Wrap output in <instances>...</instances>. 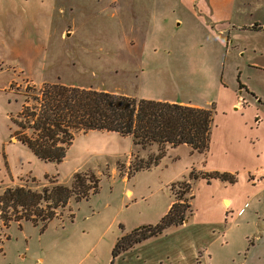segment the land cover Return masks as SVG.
Wrapping results in <instances>:
<instances>
[{
  "label": "rangeland",
  "instance_id": "obj_1",
  "mask_svg": "<svg viewBox=\"0 0 264 264\" xmlns=\"http://www.w3.org/2000/svg\"><path fill=\"white\" fill-rule=\"evenodd\" d=\"M185 4L203 7L208 2L0 0V195L7 187L38 193L53 185L69 187L75 173L100 180L97 194L78 202L72 198L43 231L29 222L7 227L0 219V264H264V191H257L264 176L253 171L247 181L244 171L256 170L263 161L227 140L235 127L237 135L243 134L240 123L255 109L264 114V69L247 65L253 57L264 67V34L249 35L235 48L216 28L189 19L192 13L181 8ZM235 8L240 9L232 22L241 14L244 23L254 17L264 21V0H237ZM238 81L261 102L239 89ZM44 83L200 104L214 113L209 149L198 154L184 145L168 147L157 166L127 178L158 148L142 150L130 138L88 132L75 137L61 164L41 162L15 142L10 117L19 112L26 88L39 90ZM233 99L234 111L249 107L243 117L232 112ZM236 166L240 172L234 185L189 180L191 172L200 176ZM183 181L192 186L186 195L193 196L188 222L113 261L117 239L156 225L180 192L173 185ZM221 184L228 186L225 195L235 198L234 211L248 203L241 216L221 208ZM16 214L23 212L5 210L3 219Z\"/></svg>",
  "mask_w": 264,
  "mask_h": 264
},
{
  "label": "trees",
  "instance_id": "obj_2",
  "mask_svg": "<svg viewBox=\"0 0 264 264\" xmlns=\"http://www.w3.org/2000/svg\"><path fill=\"white\" fill-rule=\"evenodd\" d=\"M239 88H242L240 84ZM28 89L19 112L10 117L16 128L13 135L44 163L61 164L75 137L88 132H106L130 138L133 146L142 150L152 146L158 148L156 156H150L147 161L140 160L127 178L157 166L168 147L174 149L184 145L198 154H206L209 149L214 121V113L210 109L137 99L59 83H44L39 90L34 86ZM199 178L207 184L219 181L234 185L237 182V176L230 173L189 174V180ZM99 182L93 174L75 173L69 187L53 185L39 193L25 187H7L0 195V219L7 227L12 222L18 225L29 222L33 226L40 225L43 231L49 222L56 219V210L65 207L72 198L78 202L97 194ZM173 186L180 192L174 193L175 199L167 213L156 225H144L121 235L111 253L113 261L137 245L161 236L166 230L182 226L192 215L190 201L193 196L186 199L192 189L191 183L183 181ZM43 204L46 210L41 208ZM9 209L14 213L21 210L24 215L16 214L13 219L4 220L3 213Z\"/></svg>",
  "mask_w": 264,
  "mask_h": 264
},
{
  "label": "crops",
  "instance_id": "obj_3",
  "mask_svg": "<svg viewBox=\"0 0 264 264\" xmlns=\"http://www.w3.org/2000/svg\"><path fill=\"white\" fill-rule=\"evenodd\" d=\"M236 1L237 0H218V3L215 6H213L212 4H209V0H207L208 4L206 6H203V7H199L198 5H195V6L190 5L189 6V4L188 5L185 4V5H182L181 8H182V10H184V12L186 14L192 13V14H190V17H188V18L190 19L192 17V19L194 21H196L197 23H199V25L209 26L210 29L216 28L217 34H219L221 36L223 35V36L228 37V39H229L228 42L230 44L234 45L236 48V47L241 46L240 44H238V42L242 41V39H246V37H249V35L264 34V21H260L259 19H257V17H254L253 21H251L250 23H244L243 21H241V19H243V16H241L242 14L240 13L241 15H239V17L235 16V18H236L235 22H232L233 21L232 18L234 17V13H236L235 10L240 9V8H235ZM252 52L256 53L257 51H255L253 48ZM239 53H241V50ZM257 62L258 61H256V59H253V57L247 59V65H250V67H253V68L259 69V70L264 69V67L261 65H258ZM239 84L242 86V88H245L247 90V92H246L247 95H250L255 101H257V103L261 102V100L257 97V95H255L251 90H249L247 87H245L241 83H239ZM238 88H239V86H238ZM239 89H241V88H239ZM235 99H237V98H235ZM235 99H233V102L231 103L232 104L231 108H233L232 112L238 113V115L243 117L244 116L243 113L246 112L247 110H249V107L243 108L242 112L234 111V105L236 102ZM157 101H167V102H171V103H179L182 105H188L182 101H177L176 99L159 98V99H157ZM189 106L197 107V108H203V106L200 104H197V105L193 104V105H189ZM255 112H258L257 109L254 110V113L250 119L245 120L244 122L240 123L241 127L242 126L245 127L243 130V134L241 133V135H237L238 131H237V127H235L234 129H232V131L229 133V136L227 137L228 142H230V144H232V146L237 147V149L239 151H241V150L239 149L238 146H240V148L247 151L250 156H252V157L254 156L255 160L259 159V160L263 161L262 164H259L256 166V170L251 169V168H244V171L247 173V181L250 179L249 174H253L254 173L253 171H257L256 172L257 175L264 176V159H263V157H264V135L260 133V132L264 131V128H263L264 127L263 126L264 125V114L262 113L263 116L261 117L258 113L255 114ZM259 113H261V112H259ZM211 136H212V133H211ZM210 141H211V137H210ZM15 142H17V144L21 145L18 141H15ZM241 152H243V151H241ZM242 163H243V161H241V165H242ZM243 166H247V165H243ZM237 168L238 167L236 166V167H234V169H229V168H227V169H212L213 171H205V172L206 173H209V172L230 173V174H235L237 176V173L240 172V169H237ZM258 170H260V171H258ZM205 172H202V173H205ZM237 181H238V178H237ZM213 183L214 182L207 184L205 182V184L207 186L212 185ZM248 184H249V186L254 187V188H255V186H257V185L252 186L249 182H248ZM221 185L223 186V189H224V192H223L224 195H222V198L220 199L221 208L224 205V206H226V209L232 210V213L230 212L232 215L234 214L235 216H241L244 208L248 205V203L245 202L239 209H237V211H234L233 206L235 203L234 202L235 198L225 195V190L228 189L227 188L228 186L223 185V184H221ZM257 191L263 192L264 191V185L260 184L257 187ZM129 192H131V191H127V194ZM131 194H132V192H131ZM246 200L249 201V198H247ZM221 202H222V204H221ZM170 205H171V203H170ZM170 205H169V207H170ZM226 209L225 208H224V210L222 209L223 217H224V213L227 212ZM220 226H222V225H220ZM216 227H218V226L213 225L214 229ZM144 243H146V242H144ZM136 247H134V249ZM134 249H132V250H134ZM2 251H3V246H2V250L0 253H2Z\"/></svg>",
  "mask_w": 264,
  "mask_h": 264
},
{
  "label": "water",
  "instance_id": "obj_4",
  "mask_svg": "<svg viewBox=\"0 0 264 264\" xmlns=\"http://www.w3.org/2000/svg\"><path fill=\"white\" fill-rule=\"evenodd\" d=\"M187 222H188V220H185V221H184V224H186Z\"/></svg>",
  "mask_w": 264,
  "mask_h": 264
}]
</instances>
